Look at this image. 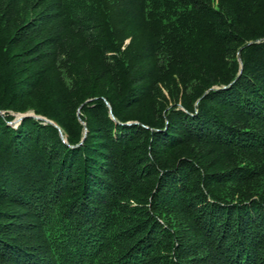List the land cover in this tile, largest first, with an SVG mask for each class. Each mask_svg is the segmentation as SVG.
<instances>
[{
    "label": "trees",
    "instance_id": "1",
    "mask_svg": "<svg viewBox=\"0 0 264 264\" xmlns=\"http://www.w3.org/2000/svg\"><path fill=\"white\" fill-rule=\"evenodd\" d=\"M0 264H264V0H0Z\"/></svg>",
    "mask_w": 264,
    "mask_h": 264
},
{
    "label": "water",
    "instance_id": "2",
    "mask_svg": "<svg viewBox=\"0 0 264 264\" xmlns=\"http://www.w3.org/2000/svg\"><path fill=\"white\" fill-rule=\"evenodd\" d=\"M239 60H240V56H239ZM27 116H35L37 118H42V119H44V120H46L48 122H51L55 126H57V124L54 123L53 121H51V120H49V119H47L45 117H42L40 115H35L32 111H29V112H26V113L17 114L16 118L12 122H10V123L13 124L14 126H17ZM61 136L63 137V139L65 141V136L62 134V132H61ZM85 136H86V132H85V134L83 136V139H85Z\"/></svg>",
    "mask_w": 264,
    "mask_h": 264
}]
</instances>
